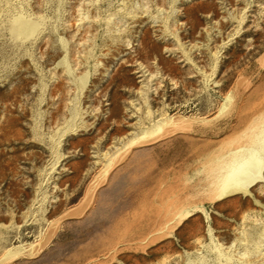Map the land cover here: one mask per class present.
Here are the masks:
<instances>
[{
    "label": "rangeland",
    "instance_id": "374dc122",
    "mask_svg": "<svg viewBox=\"0 0 264 264\" xmlns=\"http://www.w3.org/2000/svg\"><path fill=\"white\" fill-rule=\"evenodd\" d=\"M263 131L264 0H0V264H264Z\"/></svg>",
    "mask_w": 264,
    "mask_h": 264
},
{
    "label": "bare ground",
    "instance_id": "6f19581e",
    "mask_svg": "<svg viewBox=\"0 0 264 264\" xmlns=\"http://www.w3.org/2000/svg\"><path fill=\"white\" fill-rule=\"evenodd\" d=\"M254 143L255 146L248 150L245 156H238L234 163L232 162L230 170L228 168L229 171L225 174V183L234 180L239 184H251L261 178L263 159L259 153L264 152V131L256 137Z\"/></svg>",
    "mask_w": 264,
    "mask_h": 264
}]
</instances>
